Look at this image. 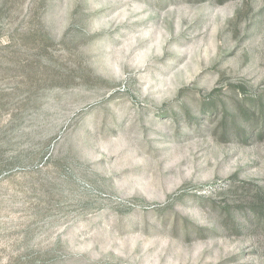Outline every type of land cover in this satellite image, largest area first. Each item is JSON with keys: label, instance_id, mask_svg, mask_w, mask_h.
<instances>
[{"label": "rangeland", "instance_id": "obj_1", "mask_svg": "<svg viewBox=\"0 0 264 264\" xmlns=\"http://www.w3.org/2000/svg\"><path fill=\"white\" fill-rule=\"evenodd\" d=\"M0 264H264V0H0Z\"/></svg>", "mask_w": 264, "mask_h": 264}]
</instances>
